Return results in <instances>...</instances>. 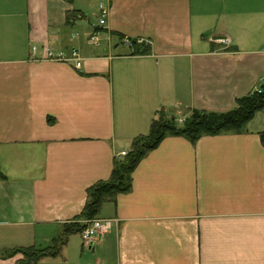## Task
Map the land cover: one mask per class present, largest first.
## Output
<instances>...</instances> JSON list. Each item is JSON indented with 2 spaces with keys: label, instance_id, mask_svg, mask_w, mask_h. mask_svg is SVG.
Returning <instances> with one entry per match:
<instances>
[{
  "label": "crops",
  "instance_id": "crops-1",
  "mask_svg": "<svg viewBox=\"0 0 264 264\" xmlns=\"http://www.w3.org/2000/svg\"><path fill=\"white\" fill-rule=\"evenodd\" d=\"M263 84L264 0H0V251L49 247L159 114L226 113ZM262 133L264 111L242 134L164 138L102 207L110 230L39 264H264Z\"/></svg>",
  "mask_w": 264,
  "mask_h": 264
},
{
  "label": "trees",
  "instance_id": "trees-1",
  "mask_svg": "<svg viewBox=\"0 0 264 264\" xmlns=\"http://www.w3.org/2000/svg\"><path fill=\"white\" fill-rule=\"evenodd\" d=\"M132 44H136L133 42ZM139 51L137 50L136 53ZM140 53H148V49ZM264 111V84L258 91L239 98L235 108L226 113H213L193 110L178 124L175 119L159 114L151 123L146 136L136 138L131 150L120 161H114L107 181L94 184L86 191V201L81 213L71 222L63 225L61 233L51 245L44 249L34 247L0 251V258H9L17 253L23 256L19 264H39L46 258H56L73 235H80L85 228L83 222L99 217L105 204L114 203L117 196L131 190L132 174L139 162L157 148L166 137H183L195 144L201 137L220 134H242L247 124L258 112ZM264 147V133L260 135Z\"/></svg>",
  "mask_w": 264,
  "mask_h": 264
},
{
  "label": "built area",
  "instance_id": "built-area-1",
  "mask_svg": "<svg viewBox=\"0 0 264 264\" xmlns=\"http://www.w3.org/2000/svg\"><path fill=\"white\" fill-rule=\"evenodd\" d=\"M99 14H100V20H99V25L103 26L104 25V19L107 16V8L103 5L99 6ZM97 37L95 35H92L89 38V42L91 44L96 43ZM124 42L129 45L130 41L129 40H124ZM139 43H143L141 40L138 41ZM212 42L214 44L220 45L224 48H228L231 46L232 42L228 37H224V38H218V39H214L212 40ZM36 48L32 47V55L35 54ZM44 52L46 54V57L52 61L55 62H60V63H65V64H73L74 67L76 69H79L81 66V60L80 57L78 55V53L74 50L71 51L70 54H66L63 52H52L49 49H44ZM258 91V90H256ZM126 155V153H122L121 157H124ZM83 224H85V228L84 230L81 232L80 234V238L83 244L85 245H92L96 238L102 234H104L111 225V221L109 220H103V219H94V220H90V221H85L83 222Z\"/></svg>",
  "mask_w": 264,
  "mask_h": 264
},
{
  "label": "rangeland",
  "instance_id": "rangeland-1",
  "mask_svg": "<svg viewBox=\"0 0 264 264\" xmlns=\"http://www.w3.org/2000/svg\"><path fill=\"white\" fill-rule=\"evenodd\" d=\"M175 121H176L178 124H182V122L184 121V119H178V120L175 119ZM96 219H99V218H96ZM110 228H111V226H110ZM110 228H109L104 234H106V233L110 230Z\"/></svg>",
  "mask_w": 264,
  "mask_h": 264
}]
</instances>
